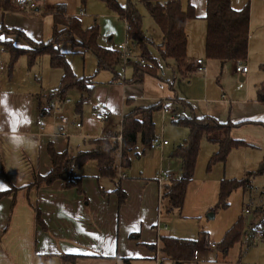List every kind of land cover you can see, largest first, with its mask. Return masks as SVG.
<instances>
[{"label":"crops","instance_id":"obj_1","mask_svg":"<svg viewBox=\"0 0 264 264\" xmlns=\"http://www.w3.org/2000/svg\"><path fill=\"white\" fill-rule=\"evenodd\" d=\"M32 1L39 8L34 13L37 15L29 18L19 16V22H13L12 19L16 18L19 11L0 10V27L19 28L36 41H48L52 37L54 24L53 14L48 11L63 2ZM182 2L184 6L191 3L195 8L196 19L205 20L206 0ZM247 2L250 3L249 72L244 81L248 80L252 65L257 67V78L252 90L250 84L247 85L242 96L236 100H229L225 92L219 98L212 99L216 103L210 115L221 122H242L231 129V137L243 140L255 149L264 150V105L257 101L256 94L264 81V71L259 69V64L264 63V0H231V5L234 9H241ZM42 9L44 11L40 12ZM253 29L258 30L259 41H254ZM13 36L8 38L18 46H25L23 39ZM43 69V78L37 79L34 75V79L26 80V87L14 84L12 71L9 72V80L3 77V73L0 75V129L13 131V125L17 117H20L16 130L27 132L38 141L35 150L14 152L0 134V192L12 191L0 196V264H147L152 261L157 264L156 258L162 257L159 235L169 234L166 233L167 229L160 233L155 229L158 219L164 225L167 224L161 213L159 186L154 177H129L125 171L119 172V178L100 176L96 161L87 160L75 171L77 176L82 177L83 191L75 187L65 188L63 180H56L50 185L34 184L37 175L44 176L52 169L48 153L50 143L58 152L76 154L91 148L81 147L88 138L115 136L121 132L123 114L131 107V102L129 105L127 101L136 102L131 96L134 94L128 91L131 84L121 82L122 86H118V103L112 100L116 87L111 85L109 101L101 107L87 106L91 99L89 97L82 108L78 109L76 104L80 98L77 102L70 98L72 101L64 107L65 115L70 120L67 129L69 135L56 136L52 134L55 131V120L49 109H42L38 96L51 94L59 87L63 70L51 67L50 61L44 63ZM109 83L120 82L110 80ZM76 89L81 97L82 90L73 88L67 98ZM219 103L224 105L221 107ZM103 109L110 110V118L106 121L96 120L94 113ZM116 115L120 117L119 125L112 121ZM39 118L45 124L43 134H39ZM24 120L30 123L25 124ZM76 122H81V127H76ZM146 147L149 145L143 146L141 152ZM135 152H140L138 144ZM174 161H171L172 164L176 163ZM178 161L181 164L180 159ZM178 172L180 174V166ZM118 181L126 193L124 201H120L115 189Z\"/></svg>","mask_w":264,"mask_h":264},{"label":"trees","instance_id":"obj_2","mask_svg":"<svg viewBox=\"0 0 264 264\" xmlns=\"http://www.w3.org/2000/svg\"><path fill=\"white\" fill-rule=\"evenodd\" d=\"M102 1L105 2L112 14L126 22V41L133 48L134 55L146 62L145 66H142L139 60L135 62L126 60L123 63L120 51L104 47L100 43L99 24L95 22L91 27L84 28L79 16L69 14L64 3L58 4L48 11L53 14L54 19L53 34L48 41H36L19 28L0 27V33L7 36H19L25 42V46H18L11 38L8 40L0 38V50L4 49L9 56L8 69L10 73L15 62L22 55L27 56L29 66L34 65L43 55H48L51 67L63 70L59 87L51 94L38 96V102L42 109H49L51 101L61 104L73 88L82 90V95L76 104L78 109H81L95 88L96 83L93 78L79 77L73 72L67 60V52L60 48L64 43L70 44L72 51H92L97 59L98 69L108 70L113 74L111 82L140 84L146 74L158 76L159 57L165 61L172 59L175 62L176 72L185 73L187 65L191 62L188 55L187 26L191 19L196 18L195 8L191 3L184 6L182 0H166L164 2L161 0ZM0 10L4 12L22 11L16 6L15 0H0ZM145 12L154 19L162 33V40L159 44L153 42L144 28ZM205 20L207 23L206 57L217 59L222 64L236 60L247 62L250 3L247 2L241 9H234L231 0H206ZM153 46L158 51L159 57L151 53L150 50L154 48ZM121 64L134 67L132 78L124 79L119 75L116 67ZM259 69L264 71V63L259 64ZM256 94L257 101L264 105V81L258 87ZM130 102L128 100L127 104ZM161 106L162 103L131 107L123 114L121 132L115 136L90 139L91 148L89 150H80L76 154H70L69 151L61 153L50 143L48 153L52 169L44 176L37 175L34 184L38 186L50 185L56 180H63L65 188L75 187L79 191H83L82 177L77 176L75 171L87 160L96 161L100 176L113 179L119 170L125 171L131 167L133 154H139L135 152L138 142L141 141L143 145H146L156 136L153 113ZM173 120L175 124L186 127L188 135L171 154V157L180 159L179 176L175 179L171 178L159 192L161 213L166 215L174 213L175 210H182L187 187L194 176L200 143L204 137L219 146L218 152L210 158L209 165L218 161L224 162L233 148L249 145L243 140L233 139L230 135L231 129L241 125L242 122L236 124L231 121L221 122L212 116L181 117ZM119 135L121 140L114 138ZM257 172H264V157ZM253 173L255 172L248 171L246 176L241 179L233 178L221 181L219 200L222 206L228 205L226 199L233 190L239 187L244 192L251 190ZM115 186L120 201H124L126 193L121 189L120 181ZM11 192L9 190L0 192V196ZM38 220L40 221V218ZM259 233H263L261 238L264 239V205L254 210L250 220L243 214L239 216L226 232L223 242L224 252H227L229 247L238 241H241L246 247L251 246L257 240ZM159 250L164 259L177 262L190 261L192 256L194 258V252L197 250V241L160 234Z\"/></svg>","mask_w":264,"mask_h":264},{"label":"rangeland","instance_id":"obj_3","mask_svg":"<svg viewBox=\"0 0 264 264\" xmlns=\"http://www.w3.org/2000/svg\"><path fill=\"white\" fill-rule=\"evenodd\" d=\"M60 1L65 4L69 13L74 15L79 14L77 16L81 19L84 28L91 27L95 22L99 24V40L104 47H113L115 49L114 44L126 41V22L124 21L125 24L120 23L116 16H113L109 11L104 1ZM15 4L22 10L18 5V0H15ZM23 11L18 12L15 15L16 18L12 19V21L19 22V16L29 18L37 15L34 14L36 13L34 11ZM43 11L44 9L40 12ZM81 11H84L85 14H81ZM144 14L145 30L151 36L153 42L159 44L162 40L161 31L154 19L150 18L146 12ZM206 26V20L202 18L191 19L188 23V51L191 57L189 61L192 60L194 62L191 65H187L185 73L176 72L175 62L172 59L165 61L160 58L158 51L153 46L154 48L150 50L151 53L159 57L160 67L158 76L146 74L142 83L128 86V91L134 94L131 96L137 102L131 101V107L134 108L136 105H160L165 102L170 108L167 113L162 108L156 109L153 113L155 134L168 140L169 145L159 149L146 147L144 152H141L145 145L139 141L140 154L139 156L133 154L132 165L129 169L125 170L129 174V177L152 178L155 176L156 171L162 168L165 172L171 173L173 175L172 178L175 179L179 175L178 169L180 163L177 158L171 157V154L187 137L188 130L184 126L175 124L171 116L175 117L176 120L181 117L211 116L213 110H215L216 103L212 102V99L219 98L225 92L229 100H236L242 96L247 85L250 84L249 88L251 90L254 87L253 82L257 78V67L254 65L251 67L248 80L241 81L240 75L234 70L235 62L228 61L224 65H221L217 59L206 57ZM255 30L253 29L252 37L254 41H259L258 30ZM8 37L14 36L0 33L1 39L8 40ZM110 38H112V41H109ZM60 48L67 52L68 63L77 76L93 78L97 83L94 90L95 96L92 94L90 101L87 102V106L91 108L94 105L99 107L106 105L109 101V87L111 85L116 87L112 100L118 103L120 97L118 95V86H122V83H109L112 80V73L107 70L98 69L97 59L92 51H72L68 43L62 44ZM198 58L204 60L207 67L206 72H200L195 69V60ZM0 60L5 66V70L0 71V75L3 73V77L6 80L11 79L8 69L9 56L4 49L0 50ZM47 61H50L49 56L43 55L34 65L29 66L27 56H20L12 68L14 84L26 87V80L34 79V75L37 79L43 78V71L45 69H43V65ZM122 62L124 63L126 60L122 58ZM137 65L141 67V65ZM117 70L123 78L133 77L134 67L131 65H119ZM70 94L71 97L69 98H73L76 102L80 98L78 89ZM218 105L222 107L224 104L219 103ZM117 116L119 115H116L115 121L113 119L112 121L119 125L120 117ZM90 139H86L81 147L89 149L91 147L89 144ZM218 149V144L212 142L210 139L204 137L201 140L194 176L187 187L182 210H175L170 215L162 214L167 224L166 233L175 237L196 240L199 252L197 259H194L192 256L190 261L177 262L170 260L168 264H264V239L259 234L257 235V240L249 247L238 241L231 245L227 252L223 250L226 232L232 227L239 216L243 214L244 216H248L250 220L254 210L264 205V172H257L264 157V150L242 145L233 148L224 162L218 161L209 165L210 158L218 152ZM173 160L176 161L175 164H172L171 161ZM248 171L255 172L251 178V190L244 192L241 187L233 190L226 199L228 205L222 206L219 200L221 181L223 179H241L246 176V172ZM122 176L124 177V175ZM262 192L263 195H261ZM245 208H248L250 212L246 213ZM212 243L215 245L214 247H211ZM147 264H155V261Z\"/></svg>","mask_w":264,"mask_h":264},{"label":"built area","instance_id":"obj_4","mask_svg":"<svg viewBox=\"0 0 264 264\" xmlns=\"http://www.w3.org/2000/svg\"><path fill=\"white\" fill-rule=\"evenodd\" d=\"M18 5L22 10H26V12H36L38 10V6L37 4L32 1V0H18ZM81 14H85L84 11H81ZM115 49L121 52V57L124 60H134V61H138L142 66H145L146 62L143 59H138L135 55H134V51L133 48L131 47V45L125 41L122 43H118L115 44ZM195 69L200 71V72H206L207 71V67L205 65V62L203 59L198 58L195 61ZM5 69L4 63L0 60V71H3ZM235 71L241 75H244V77H246V75L249 72V65L247 62H243L242 60H236L235 61ZM72 100L70 98H66L64 99V101L60 104L58 102L55 101H51L49 103V111L52 115V117L55 120V131L52 133L53 135L56 136H68V126L70 124V120L69 118L65 115L64 112V107L65 105H67L68 103H70ZM162 110L167 113L169 112L170 108L167 105V103L163 102L162 106H161ZM110 110L108 109H103L101 111H97L94 113V118L98 121H106L110 118ZM172 119H175V117L171 116ZM37 125H38V129H39V134H43L44 130H45V124L44 121L39 118L37 120ZM76 127H81V122H76L75 123ZM118 140H121V136H116L114 137ZM169 142L168 140L155 136L154 138H152V140L149 143V147L151 148H163L164 146L168 145ZM173 177V175L169 172H165L162 168H159L154 176V180L155 182L158 184L159 186V192L162 191V186L168 182L171 178ZM246 213H249L250 210L248 208L245 209ZM155 229L157 231V233H160L162 230L167 229V225H164L161 221V219H158L157 224L155 226ZM263 235V233H259V236L261 237ZM215 245L212 243L211 247H214ZM197 255H198V250H196L194 252V258L197 259ZM157 264H167V259H164L163 257H157L156 258Z\"/></svg>","mask_w":264,"mask_h":264},{"label":"clouds","instance_id":"obj_5","mask_svg":"<svg viewBox=\"0 0 264 264\" xmlns=\"http://www.w3.org/2000/svg\"><path fill=\"white\" fill-rule=\"evenodd\" d=\"M0 134L15 151H30L35 150L38 147V141L35 137L27 132L20 130H13L11 132H5L4 129H0Z\"/></svg>","mask_w":264,"mask_h":264},{"label":"snow or ice","instance_id":"obj_6","mask_svg":"<svg viewBox=\"0 0 264 264\" xmlns=\"http://www.w3.org/2000/svg\"><path fill=\"white\" fill-rule=\"evenodd\" d=\"M20 117H17V122L13 125V130L15 131L16 130V128H17V124L19 123V121H20ZM25 124H28V123H30V121H28V120H24L23 121ZM134 230H138V229H134ZM97 238H100V237H97Z\"/></svg>","mask_w":264,"mask_h":264},{"label":"water","instance_id":"obj_7","mask_svg":"<svg viewBox=\"0 0 264 264\" xmlns=\"http://www.w3.org/2000/svg\"><path fill=\"white\" fill-rule=\"evenodd\" d=\"M244 79H245L244 76H241V77H240V80H241V81H244Z\"/></svg>","mask_w":264,"mask_h":264}]
</instances>
